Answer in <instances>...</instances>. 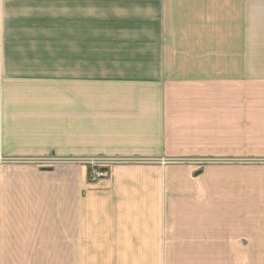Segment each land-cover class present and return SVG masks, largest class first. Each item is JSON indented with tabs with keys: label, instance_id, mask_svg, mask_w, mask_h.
<instances>
[{
	"label": "crops",
	"instance_id": "1",
	"mask_svg": "<svg viewBox=\"0 0 264 264\" xmlns=\"http://www.w3.org/2000/svg\"><path fill=\"white\" fill-rule=\"evenodd\" d=\"M0 264H264V0H0Z\"/></svg>",
	"mask_w": 264,
	"mask_h": 264
},
{
	"label": "built area",
	"instance_id": "2",
	"mask_svg": "<svg viewBox=\"0 0 264 264\" xmlns=\"http://www.w3.org/2000/svg\"><path fill=\"white\" fill-rule=\"evenodd\" d=\"M71 161L89 165V180L91 182H96L99 179L107 178L109 176V167L117 160L111 158H85Z\"/></svg>",
	"mask_w": 264,
	"mask_h": 264
},
{
	"label": "rangeland",
	"instance_id": "3",
	"mask_svg": "<svg viewBox=\"0 0 264 264\" xmlns=\"http://www.w3.org/2000/svg\"><path fill=\"white\" fill-rule=\"evenodd\" d=\"M57 161H62V160H59V159H49V160H46L45 162H47V163H49V162H57ZM220 160H208V159H206V160H203V161H200V164L199 165H212L213 163H214V165H221V164H219L218 162H219ZM53 163H50V164H53ZM78 164L80 163V162H77ZM223 165H225V164H223ZM3 257H6V256H3ZM9 258H11V256H7V259H9Z\"/></svg>",
	"mask_w": 264,
	"mask_h": 264
}]
</instances>
